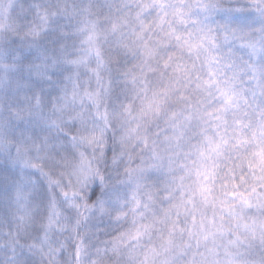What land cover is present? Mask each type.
<instances>
[{"label": "snow or ice", "instance_id": "6c2138e0", "mask_svg": "<svg viewBox=\"0 0 264 264\" xmlns=\"http://www.w3.org/2000/svg\"><path fill=\"white\" fill-rule=\"evenodd\" d=\"M0 264H264V0H0Z\"/></svg>", "mask_w": 264, "mask_h": 264}]
</instances>
